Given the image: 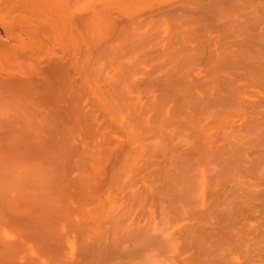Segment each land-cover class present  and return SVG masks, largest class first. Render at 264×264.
Instances as JSON below:
<instances>
[{
    "label": "bare ground",
    "instance_id": "bare-ground-1",
    "mask_svg": "<svg viewBox=\"0 0 264 264\" xmlns=\"http://www.w3.org/2000/svg\"><path fill=\"white\" fill-rule=\"evenodd\" d=\"M69 1L65 4V0H60L65 5L76 0ZM207 1L213 5L217 1L222 9L227 5L228 10H223L232 12V23L241 29L244 38L232 44L234 49L205 55L197 46L199 55L184 52L178 54V59L173 55L171 68L168 63L162 64V77L152 72L159 69H152V61L170 59V52L167 57L163 53L153 58L145 55L147 59L130 55L133 64L141 58L137 63L147 61L143 67L152 66L148 70L155 77L134 64L137 71L141 68L142 74L153 76L146 79L139 72L145 81L133 70L129 55L122 58V54L115 57L110 53L118 60L110 65L102 63L114 65L118 71L110 69L113 80L109 81L110 75L102 73L106 75L102 77L104 71L98 69L97 62L102 57L97 61L91 54L81 56L79 43L76 47L71 45L72 55H55L57 51L52 50L56 44H65L67 41L61 39L67 34L71 38V31L77 36L72 33L76 42L80 39L82 18L75 11L77 1L73 10V4L65 7L59 0H0V122L11 118L0 124V264H132L135 260L147 264L151 258L155 260L152 251H159L163 245L158 240V230L170 216L193 219L207 215L212 219V227L202 229L198 223L182 227V240H178L193 250V264H212L220 254V250L215 251L216 257L213 248L224 250L244 242L242 234L246 231L238 220L243 218L242 203L247 200L242 202L240 196L246 189L239 195L236 188L240 186L234 187L233 182H237V171L246 173L247 164L255 165L259 159L264 162V11L258 9L264 4L259 3L258 12V1ZM66 8L73 13L67 22L72 25L70 33L65 20L72 13L66 16ZM41 11L43 15L38 13ZM33 12L36 22L41 21L38 15L42 16L37 31L42 27L41 37L44 33L49 36L36 41L46 43L45 39L53 38L55 46L40 42L37 49L33 46ZM203 15L199 20L205 23L208 17ZM37 34L33 36H40L41 32ZM69 38L68 42L72 40ZM92 55L97 58V54ZM104 58L107 59L100 60ZM196 61L198 67L199 62L203 66L204 75L200 77L199 68L194 67ZM107 66L105 71H110ZM195 68L197 72L192 73ZM135 72L138 82L145 83H140V87L134 81L137 89L133 86L132 90L128 79L133 80L131 74ZM246 85L260 92L253 93ZM243 88L253 93V99L242 97L249 94L246 90L243 93ZM128 91H133L131 98ZM149 92L146 97L141 95ZM138 93L144 97H138L140 102L134 99ZM234 113L249 119L243 120V131L253 138L249 139L250 146L257 141L260 148L255 146L254 151L247 153L241 144L242 136L235 132L238 129L222 132L223 119L233 115L238 118ZM252 154L258 157L250 159ZM230 182L233 187L229 186L231 198L227 199L224 185ZM236 182L235 185L240 184ZM212 183L213 189L207 194L209 204H204L202 197L200 208L199 195ZM158 205L160 222L155 220ZM75 211L80 220L74 223L71 215ZM69 236L75 239L69 242ZM257 251H249L251 261L264 259V251ZM192 256L187 258L195 260ZM159 257L156 255L152 263H164Z\"/></svg>",
    "mask_w": 264,
    "mask_h": 264
},
{
    "label": "rangeland",
    "instance_id": "rangeland-1",
    "mask_svg": "<svg viewBox=\"0 0 264 264\" xmlns=\"http://www.w3.org/2000/svg\"><path fill=\"white\" fill-rule=\"evenodd\" d=\"M62 1H64V0H62ZM65 1H66L65 4H68L67 2L69 0L68 1L65 0ZM70 1H72V0H70ZM70 1H69V3H70ZM76 1H75V3H74V1H72L70 4H71V6L73 4V6L72 7L70 6V7L72 9L74 7L76 8V5L78 4L77 5L78 9L77 8L76 9L74 8V9H75V11L77 10V11L80 12L81 18H82L81 19V25H79L81 28H79L80 30L78 29L79 31H81V32L78 31L79 32L78 33V36H80V34H81L80 39L78 38L81 43L79 42V40L76 42L75 40H77V38H74L72 36V33H73L71 31L72 30V28H71L72 25L69 26L70 23H67V22L69 20L70 21L72 20L73 13H72V10L70 11L71 8H68V9L66 8L68 10V11L66 10L68 12V14L65 13L66 16L67 15H71V13H72V15L69 16L70 18L68 19V16H67V18H66L67 21L65 20V23H67V25H68L67 26L68 28L66 27L67 28L66 31H67V33H70V31H71V33L69 34L71 38H69L68 37V34H67V36L65 37L67 39H65L64 37H63V40L61 39L62 42H65V40L67 41L65 44L63 43L64 45H66V47L63 46V44L61 43L60 40H58V43H61L62 45L59 44V46H58L56 44L57 42L56 43L53 42V38H49L50 40L45 39L46 43L45 42L44 43L42 42V41H44V39L42 40V38H45V37L47 38L49 36L44 33V36L41 37L43 35V33L41 31V28L42 27L39 29V31H37L39 24H41L40 22H42V19H39V17H42V16L38 15L39 16L38 17V20H41V21L36 22L37 16L36 15L34 16V12L32 13V19H33L32 20V25L35 23L36 26H35V24L32 26V30H33L32 31V37H33L32 39L34 40V42L32 41V44H33V46H34V44L35 45L37 44L40 47V45H39V42L40 41H36V40L41 39L42 41L40 43H42L43 45L44 44L46 45L47 43L49 45H51L50 43H52V45H51V47H52L54 45L53 43L56 44V46L58 48L55 45L54 46L56 48L55 47H52L53 48L52 49L50 47L52 50H54V52L57 51L55 53V55L56 54L61 55V54H63V52H66V54L69 53V55H72L73 52H74V50H72V49H74V47L77 46L76 43H79L78 44L79 45V48H81V52L80 53H82L81 56H86L85 54H87V55L88 54L89 55L91 54L90 57L93 56L92 58H94L95 60L99 59L100 57H102V58L103 57H106L107 58V59L104 58L103 61L100 60L102 58H100L99 61L97 60L98 61L97 63H100V64H98L99 66L97 65L98 66V69L100 70V68H101L104 71V72H101V75H102V73H107L106 75L108 76V75H110L109 73L111 72V70H110L111 68H113V67L114 68H117L114 65H112V66L109 67V65L112 64L113 61L118 60V58L116 59L115 57L117 55H118V57H120L121 56L120 54H122V56H121L122 58L124 57L123 55H125V54L127 56L128 55L129 56L130 55L131 56L132 55L133 56L134 55L135 56L138 55L139 57H142V55H143V58H144L145 55L146 56L147 55H149V56L151 55L150 57L153 58V55L154 56L159 55V54L162 55V53H163V55H166V53H167V55L170 54L172 56L173 55L177 56V59H178L179 58L178 57L179 56L178 54L181 53L180 55H183L184 52H185L184 55H186V54H188V55H195V54L196 55H199V53L201 54V51H199L197 49H200V48H201L200 50H202V53L205 54V55L209 54L210 52H211L210 55L216 54V53L222 54L223 52H227V50L234 49L235 46L233 47V45L234 44L236 45V42L239 43L240 40H241V38L244 39L242 37V35H241L242 34L241 29H238V27L236 28V25L233 24L234 23L233 16L231 17L232 19L230 18V15H231L232 12L229 11V13H228V11H227V13H228L227 14L226 11H224V10H228V9H226V6L227 5H224L225 8H223L224 9L223 10L222 9L223 6H221L220 3H218L217 1H215L216 2L215 5H213L212 3H207L208 2L207 0H124V1L123 0H76ZM196 1L198 2V5H197V2ZM256 1H258L257 2L258 5H255V6H257L256 7V10L260 9V12L264 11V9H262L264 7L258 8V7H261L262 4H264V3H262V2H264V0H260V1L259 0H252V2L251 1L250 2L256 4ZM59 3L60 4H64V3L60 2V0H59ZM259 3L261 4V6L259 5ZM74 4H76V5H74ZM209 4H211V5H209ZM69 5H65V7H69ZM122 5H124V6H122ZM219 5H220L221 8L219 7ZM201 6H203V7H201ZM208 6H210V7L212 6V8L210 9V8H208ZM251 6H252V4H251ZM253 7H254V5H253ZM205 8H206L207 11L205 10ZM191 10H192V12H191ZM221 10H223V11H221ZM193 12H195V13H193ZM258 12H259V10H258ZM38 13L41 14L42 11L41 12H38ZM203 13H204V15H203ZM41 15H43V14H41ZM44 15H45V13H44ZM202 15L208 17V21H207L208 23L207 22H205V23L202 22L203 19L202 20H199L200 19L199 16H202ZM33 16L36 18L35 21H34L35 18ZM66 16H64V18ZM225 16H226V18L229 17V19H226ZM197 17H199V18H197ZM222 17H224L225 19L222 18ZM195 20L198 21V22H196ZM220 20L223 21V23H221ZM199 22L201 23V25L198 24ZM218 22L220 23V26H219V23ZM197 25H199V26H197ZM207 25H210L207 28H211L212 30L211 29L208 30L207 28H205ZM214 25H216V26H214ZM217 26H219L220 28L222 26V28L220 29ZM35 27H37V28L35 29ZM34 29L39 34L41 32V35L40 36H36V37H35V35L33 36V33L36 34V35H38L37 32ZM197 29H199V30H197ZM206 29H207V31H206ZM215 29H217V30H215ZM223 29H225L226 31L223 30ZM198 32H200V33H198ZM223 32H225L226 34L223 33ZM73 35H75V34L73 33ZM75 37H77V36L75 35ZM178 37H179L180 40L178 39ZM68 38L70 40L72 39L71 40L72 43H69L71 41L68 42ZM232 38H234V39H232ZM236 39L237 40L239 39V41H237ZM51 40H52V42H51ZM202 40H203V42H202ZM35 41H36V43H35ZM227 42H229V43H227ZM181 44H182V46H181ZM71 45L74 46V47L71 48L72 47ZM36 46H34L35 49L38 48V46L37 47ZM170 46H174V47H170ZM178 46H181L182 48H179ZM184 46H186V47H184ZM197 46L200 47V48H198ZM228 46L229 47H233V48L228 49L229 48ZM224 47H226L227 49L224 48ZM157 48H158V50H157ZM178 48H179V50H178ZM202 48H204V49H202ZM222 48L223 49H226V51L225 50L222 51L221 50ZM192 49H193V51H192ZM152 50L155 53L151 52ZM190 51H191V54H190ZM110 53L111 54H115V57L113 56L114 57L113 58ZM92 54H97V58L94 57L95 55H92ZM101 54H103V55L105 54V55L104 56H101ZM167 55H166V57H167ZM135 56H134V58H135ZM138 56L136 57L135 62L137 61ZM149 56H148V59L150 58ZM111 57H112V60L110 61L109 59H111ZM128 57H126V58H128ZM122 58H119V61ZM163 58L165 59V57H163ZM163 58L160 59V60H158V61H161L162 60L159 65H158V63H159L158 61H152V63L153 62L154 63L157 62L156 64H154V63L152 64L153 66L155 65L154 67H152V66L151 67H152V69L159 68V69L156 70L157 72H154V70L152 71L153 73H155L157 75L160 73L158 75V77L165 76V74H163V73H165L164 68H163V66L165 65V63L166 64L168 63L167 66L170 65V68L174 65V64L173 65L170 64V62H171L170 60L171 59H174L175 58L174 56L173 57H170V59L167 57L164 61H163ZM131 59L133 60V61H131V63L134 62V59L132 57H131ZM144 59H147V58L145 57ZM122 60H123V62L125 61L124 59H122ZM141 60H142L141 58H138V61L137 62H140ZM149 61H150V59H149ZM149 61H148V63H149ZM102 62H104V63L109 62V65L107 66L108 63L104 65V63H102ZM125 62H127V61H125ZM137 62L134 63L135 65H137V67H139V66L141 67L142 66L141 68L142 69L144 68V70H146V71H149L148 69L151 70V67L149 68V65H148V67H143V66H147L146 65L147 64V61L145 62L146 64L144 63V61H142L143 64L142 63L139 64ZM197 62L198 61H196V65H197ZM131 63H130V67H131ZM134 64L132 63V65H134ZM150 64H151V62H150ZM162 64H164V65H162ZM100 65H101V67H100ZM135 65H134V67L133 66L132 67H133V70L135 69V71H137V69H136L137 67ZM196 65L194 67L199 68V71L198 72H200V74H199L198 77H200V75L201 76L204 75V73H201L202 71L204 72V70H202L203 69L202 63L200 64V62H199V67H198V65L197 66ZM104 66H105V69L102 68ZM106 66L109 68L110 71H108V70L105 71L106 70ZM141 68L140 69L138 68V71H137L138 72V76H139V78L144 79L143 81H145V78L147 76L144 75V74H142L140 72ZM162 68H163V70H162ZM192 68H193V66H192ZM196 68H195V71H194V69L192 70V73L193 72L194 73L197 72L196 71ZM114 71H116V69H113L112 73H114ZM117 71H118V68H117ZM146 71H144V72L146 73ZM139 72L142 75H144L145 78H143V76ZM149 73H150V71H149ZM146 74L148 75V73H146ZM150 74H152V73H150ZM106 75L103 74L102 77L103 76L105 77ZM136 75H137V73L135 72L134 75L131 74L132 78L134 77L133 80H131V77L128 79V80L132 81V82H130L132 84H129V82H128L130 89H131V86H132V90H133V86L136 84L135 82H138V80H137V77L138 76H136ZM152 75H154V74H152ZM113 76H115V75H113ZM111 77H112V75H110V78L109 77H106L107 78V81L109 79H110L109 81L113 80L112 79L113 77L112 78ZM148 77H150V78L152 77L153 78V76H151V75L148 76ZM154 77H155V75H154ZM191 78H194V76H191ZM133 82H134V84H133ZM138 83L140 85V83L143 84L145 82L142 83V80H141V82L139 81ZM244 84H247V83H244ZM247 85H249V83ZM247 85H246V88H247ZM244 86L245 85H243V87ZM250 86H249V88H247L248 90H251L252 92L253 91H256L257 92V88L256 87H252L251 88ZM140 87H141V85H140ZM246 88H243L242 89V92L243 93L245 92V90L248 92V90ZM253 88H255V90ZM134 89L136 90L137 88L135 87ZM132 92L130 94L129 91H128V94L127 93L126 94L127 95H130V98H131V96H133V93ZM252 92H248L249 94H246L245 93L246 95H243L242 97H245L246 99L247 98L248 99H250V98L253 99L252 98V96H253L252 94L254 92L253 93ZM256 92H255V94H256ZM258 92H260V91L258 90ZM152 93L153 92H151V94ZM143 94H145V93H141L142 96L146 97V96L150 95V92L148 94H146V95H143ZM138 95H135L136 97H134V99L137 98L136 102L139 100V98H140V100L142 98H144V97L141 98V95L139 93H138ZM250 95H252V96H250ZM254 97H255V95H254ZM140 100L138 102H140ZM134 102H135V100H134ZM236 115H237V113L235 114V117H236ZM205 119L206 118H204V120ZM207 119L209 120V118H207ZM224 119H223V122H224L223 123V126L224 127L222 126V128H221L222 132H223V130H227L228 131L230 128H233V130L234 129L235 130L238 129L237 130L238 132L237 131H235V132H236L237 135H239V137L242 136L241 144L243 146V149L244 150L245 149L248 150V151L245 150L247 153L248 152H252L253 148L255 149V146L257 144L256 143L257 141L256 142L253 141V143L250 146V143L251 142L249 141V139H253V138L247 136L248 134H245L244 131H243L244 130L243 129L244 128L243 127V124H244V121L243 120L245 119V122H247V121H249V119H247V118H239V116H238V118L237 117L234 118V115H233V118L230 117V118H224ZM246 119H247V121H246ZM250 119L252 120V118H250ZM258 119L260 121V118H258ZM258 119H257V121H258ZM5 120H10L11 121V118H4V120L2 118L0 124L2 122H4ZM262 121H264V120H262ZM217 139H219V138H217ZM256 147H259V146H256ZM254 155L252 154L251 157L249 156V158L250 159L251 158L254 159ZM255 156L258 157L257 154ZM256 157H255V160H258V158H256ZM261 158H262V156H261ZM260 160L261 159H259L258 162L255 164L256 166L254 164H252V163L250 165L247 164L248 168L251 171L249 169L246 171V173L245 172H242V171L241 172L240 171H237V175L235 176V179L238 178L237 179V182H236V180L235 181L233 180L234 182L233 181L232 182L234 184L230 182V183H227L226 185H224V188H226V189H224L225 192H223V193L228 196L227 199L228 198L229 199L231 198V194H229L230 193V190L229 189H230V187H231L232 184H233L234 187H236V186L242 187V188H240V187L239 188H236L237 190H239V191L236 190L239 195L242 193V191L244 190V188L246 190L242 194L245 195L246 192H249V193H247L249 197L247 196V194L245 195V198H244V195H242V194L240 196V197H243V198H241V201L242 202L244 201V199L247 200V201H245L244 204L242 203V206L245 208V209L243 208L244 209V211H243L244 212L243 213V218L242 219L239 218V220H238V223L239 224L240 223L241 224L242 223L244 224V231H246V232H244L242 234L243 235L242 237L244 238V240H243L244 242H242L241 244H239L237 246L236 245L234 247L229 246L228 249L225 248L224 250L217 249V248H213V249H216L213 252L215 256H216L215 253L217 251H219V250H220L219 251L220 254L217 253L218 259L217 260L215 259L216 262L213 261L214 263H212V264H264V259H254L253 261H251L252 259H250L251 255H252L251 253H256L257 250H260V252L264 251V234H262V232H264V210H262V209H264V208L261 209V207H264V200L261 199V197L264 196V164H262L264 162H261ZM262 160H264V159H262ZM252 169H253L254 172L252 171ZM243 173H245L246 175L243 174ZM206 175H207V173H206ZM256 175H258V176H256ZM207 178L209 179V176L208 175H207ZM233 179H234V176H233ZM238 181H239L240 184H238ZM235 182L238 185H235ZM244 182H245V184H244ZM212 184H213L212 186H211V184H209V188H208V190H205L204 194L199 195L200 196L199 197V201L200 202L198 203V205H199L200 208H201V204L200 203L202 201V197L204 199L203 200L204 201V204H206V205L209 204V202H207V201L210 200V199L208 198L209 195H207V194H208V191H211V189H213L214 183H212ZM210 186H211V188H210ZM226 191L228 192V194H227ZM239 192H241V193H239ZM255 193H256V195H255ZM250 195L252 197H250ZM235 197L236 196H234L233 198H235ZM247 198H249V199H247ZM246 202H247V204L248 203L249 204L247 205ZM250 202H251V204H250ZM116 203L118 204V202H116ZM116 203H115V205H117ZM148 204L150 205L149 202H148ZM253 204H254V206H253ZM249 205H252L253 207L252 206H249ZM155 208H157V207H155ZM159 208L160 207L158 205V210L155 209V220L157 222L159 221V217H158L159 216ZM257 210H259V211H257ZM245 211L247 213H245ZM77 214L78 213L75 211L71 215L72 221H74V223L76 221H79L80 220V217L78 216L79 214L78 215ZM75 215H77V216H75ZM139 217H140V215L137 216L136 219L139 218ZM172 217H174V218L172 219ZM178 217H176V216H170V218L168 219V220H170V222H168V220H167L166 221L167 224L166 223L165 224L163 223L164 224V225L162 224L163 227H161L159 229L161 231L158 230V235H159L158 240L160 239L159 241H160V243H163V245L161 246V248H158L159 251H157V250L152 251V255H151V257H153V255L155 254V256L153 257V259H155L154 261H156V255H159L160 256L159 257L160 260L162 259L164 261V263L161 262V263H158V264H165L166 261H167L166 264H191V263L193 264V262L196 261V257L194 256L195 257V260L194 259H192V260L188 259V258H190L192 256L191 253H193V250L191 251V249H188L187 248L188 246H185L186 244L183 242L185 244L184 245L182 243V241H180V240H182L181 239L182 237L180 238L181 231H182V234L184 233L183 232L184 230H182V227L186 228L185 227V224L188 226V224L189 225H195L197 223L199 224L197 226L198 227H201L202 229L204 227H212V225H211L212 219L210 217H208L207 215H205L203 217H200V218H193V219H192V217H189V218H186V219L184 217H181V218L180 217L178 218ZM163 222H165V221H163ZM252 228L255 229V230H253ZM177 229H179V230H177ZM73 239H75V237H72L71 238L69 236L68 241L71 242ZM178 239H180V240H178ZM170 241H171V243H170ZM248 242H250V243H248ZM253 242H256V243L254 244ZM241 245H242V247H241ZM243 245H245V246H243ZM163 246H164V248H163ZM169 246H171V247L169 248ZM227 246H228L227 244L224 245V247H227ZM183 247H184V250H183ZM238 248H240V250ZM242 248H243V250H242ZM248 248H252L253 250L252 249L250 250ZM260 248H262V250ZM187 249L190 250V251L187 252ZM34 250H35V248H34ZM185 250H186V252H185ZM35 253H37V251ZM243 253H245V257H244V254ZM189 255H190V257H189ZM193 255H195V254L193 253ZM194 257L192 256V258H194ZM146 259H149V258H146ZM151 259H150V263L148 262L149 264H151L152 262H154V261H151ZM158 261H159V259H158ZM134 262H137L135 264H139V262L137 260L133 261L132 264H134ZM142 263L144 264V262H142ZM140 264H141V262H140ZM152 264H157V263H152Z\"/></svg>",
    "mask_w": 264,
    "mask_h": 264
}]
</instances>
